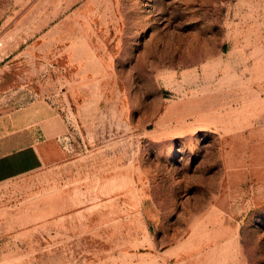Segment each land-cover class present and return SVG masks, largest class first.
Here are the masks:
<instances>
[{
  "label": "rangeland",
  "instance_id": "374dc122",
  "mask_svg": "<svg viewBox=\"0 0 264 264\" xmlns=\"http://www.w3.org/2000/svg\"><path fill=\"white\" fill-rule=\"evenodd\" d=\"M0 264H264V0H0Z\"/></svg>",
  "mask_w": 264,
  "mask_h": 264
},
{
  "label": "crops",
  "instance_id": "0c3cea01",
  "mask_svg": "<svg viewBox=\"0 0 264 264\" xmlns=\"http://www.w3.org/2000/svg\"><path fill=\"white\" fill-rule=\"evenodd\" d=\"M15 131L0 132V183L39 169L50 156L46 140L14 146Z\"/></svg>",
  "mask_w": 264,
  "mask_h": 264
}]
</instances>
